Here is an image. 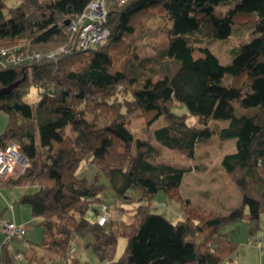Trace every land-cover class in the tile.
<instances>
[{
  "label": "trees",
  "instance_id": "trees-1",
  "mask_svg": "<svg viewBox=\"0 0 264 264\" xmlns=\"http://www.w3.org/2000/svg\"><path fill=\"white\" fill-rule=\"evenodd\" d=\"M89 1L0 0V46L24 56L0 67V110L8 117L0 145L15 141L29 162L0 186L37 183L19 197L41 228L30 243L41 253L34 249L24 264L67 258L73 235L91 236L85 245L100 264H219L238 248L224 226L258 223L264 213V0H105L108 33L80 50L69 23ZM155 14L162 24L152 25ZM233 25L257 35L221 63L208 44ZM146 38L153 52L140 56ZM31 85L35 104L23 98ZM137 117L142 137L129 128ZM213 133L234 138L220 161L241 198L224 214L192 209L179 191L192 167L160 156L167 148L192 158ZM84 161L94 166L92 179L78 172ZM159 190L180 203L182 218L153 209ZM130 194V222L106 229L85 215L92 201L125 210ZM119 236L126 244L115 259ZM13 254L0 244V264H20Z\"/></svg>",
  "mask_w": 264,
  "mask_h": 264
},
{
  "label": "rangeland",
  "instance_id": "rangeland-1",
  "mask_svg": "<svg viewBox=\"0 0 264 264\" xmlns=\"http://www.w3.org/2000/svg\"><path fill=\"white\" fill-rule=\"evenodd\" d=\"M151 22L154 26L162 24L164 22L163 16L155 14ZM256 35V33L251 31L239 30L236 28V25H233L228 37L214 39L209 42L208 46L216 54L221 63H229L237 47ZM162 38L163 36H158L157 40H161ZM150 41L149 38L144 39L145 45L138 48V55L144 56L153 52L149 47ZM230 81L231 75L225 74L222 78V83L228 84ZM23 98L35 104L39 98L37 87L31 85ZM176 110L178 112L185 111L182 106L177 107ZM90 116L89 114L88 117ZM195 119L194 115L188 114V123H194ZM7 120L6 112L0 110V133L4 131ZM213 121L221 126L226 125L228 122L226 119ZM162 123L161 120H158L154 125L158 126ZM144 124L145 122L142 117L133 118L129 128L135 136L142 137L144 136ZM233 149L234 138L221 139L213 133L207 141L196 146L192 158L167 148H161L160 156L162 159L170 162L192 167L191 171L184 174L179 187L182 198L190 202L189 205L192 209H211L224 214L230 207L238 206L241 198L238 186L225 171L220 161L225 152ZM26 153H28V150H26ZM94 171V166L87 161L81 163L78 170L79 174L86 175L88 179H92ZM34 188V186L27 184L13 187L0 186V244L7 241L8 248L12 253L20 252L22 254L21 260L18 261L20 264H24L28 256L36 251L35 248L30 246V243L37 242L41 236V228L36 224L39 218L33 217L29 205L19 200L22 193L31 191ZM130 196L128 200L131 202L126 201L121 206L125 210H121L120 208L114 210L110 207L111 216L106 221V229L113 227L117 220L130 222L133 219L130 208L136 202H132L135 200V196L131 194ZM111 198L112 196L108 194L105 200L108 201ZM152 204L155 211L164 213L171 221H176L183 217L184 212L180 203L163 190H159L153 195ZM99 205L98 201L90 202L86 210V217L95 220L100 213ZM4 221L23 225L26 229L25 233L7 238L2 230ZM223 230L227 231L232 239L238 241V248L235 253L219 264H264V213L261 214L258 223L248 221L246 218H240L226 224ZM90 238V235L84 238L77 235L71 236L72 249H70L67 258L56 259L49 264H100L101 262L97 259L91 248L85 245V242ZM125 244L126 237L119 236L114 254L115 259L120 256ZM36 253L40 254L41 251L37 250Z\"/></svg>",
  "mask_w": 264,
  "mask_h": 264
},
{
  "label": "built area",
  "instance_id": "built-area-1",
  "mask_svg": "<svg viewBox=\"0 0 264 264\" xmlns=\"http://www.w3.org/2000/svg\"><path fill=\"white\" fill-rule=\"evenodd\" d=\"M104 1H89L83 12L78 14L69 23V29L74 33V47L76 49H86L98 43L107 35L108 30L104 25L106 18ZM23 57L22 54L16 53L8 47L0 46V67L17 64ZM28 164V159L15 141L10 140L6 145H0V181L8 176L21 173ZM27 185L37 186V183L27 182ZM109 209L108 205L104 203L100 204V215L96 219L99 224H104L111 216ZM2 230L7 238L22 235L26 231L23 225H18L11 221H4ZM13 257L19 259L22 255L20 252H16L13 254Z\"/></svg>",
  "mask_w": 264,
  "mask_h": 264
},
{
  "label": "crops",
  "instance_id": "crops-1",
  "mask_svg": "<svg viewBox=\"0 0 264 264\" xmlns=\"http://www.w3.org/2000/svg\"><path fill=\"white\" fill-rule=\"evenodd\" d=\"M100 215V213L97 215V217ZM97 217H96V219H97ZM105 224H106V222H105Z\"/></svg>",
  "mask_w": 264,
  "mask_h": 264
}]
</instances>
